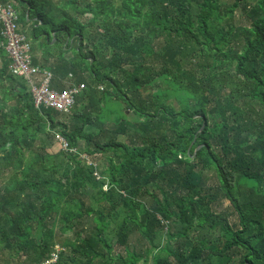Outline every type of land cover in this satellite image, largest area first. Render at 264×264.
Instances as JSON below:
<instances>
[{
    "label": "trees",
    "instance_id": "obj_1",
    "mask_svg": "<svg viewBox=\"0 0 264 264\" xmlns=\"http://www.w3.org/2000/svg\"><path fill=\"white\" fill-rule=\"evenodd\" d=\"M0 3L55 88L85 85L37 107L0 19V264H264V0Z\"/></svg>",
    "mask_w": 264,
    "mask_h": 264
},
{
    "label": "built area",
    "instance_id": "obj_2",
    "mask_svg": "<svg viewBox=\"0 0 264 264\" xmlns=\"http://www.w3.org/2000/svg\"><path fill=\"white\" fill-rule=\"evenodd\" d=\"M0 19L3 23L2 35L5 39L2 45L5 46L10 54L11 72L17 76L27 78L30 82L36 106L70 114L75 108L78 96L85 88V85L80 84L77 86L71 83L70 87L65 89L55 88L54 73L34 63L32 43L24 33L17 29L18 13L13 6L0 3ZM59 138L65 142V148L68 150V143L61 136ZM73 152L77 151L73 150ZM83 158L89 161L87 156ZM93 164L90 162V165ZM57 261L58 258L55 257L48 264Z\"/></svg>",
    "mask_w": 264,
    "mask_h": 264
},
{
    "label": "rangeland",
    "instance_id": "obj_3",
    "mask_svg": "<svg viewBox=\"0 0 264 264\" xmlns=\"http://www.w3.org/2000/svg\"><path fill=\"white\" fill-rule=\"evenodd\" d=\"M241 18L242 17H240L239 16V14H238V17H237V19H236V22H237V24L238 23H240L241 22ZM8 52V51H7ZM40 56H41V54H40ZM74 81V80H73ZM8 107L10 108V106L8 105ZM108 112H109V115L111 116V114H110V112H116V108L113 106V105H111L110 106V110H108ZM128 114H130V112L128 113ZM70 117L71 116H69V117H64V118H62L63 120H65L66 122H70ZM66 118V119H65ZM93 131V130H92ZM96 132H97V130H96ZM128 138H129V136L127 135V136H125L124 138H121L120 136L118 137V140H122V141H127L128 140ZM60 140H62L61 138H60ZM57 141V138L56 139H54L53 140V142H54V144L53 145H51L49 148H48V151L49 152H51V153H58V152H60L61 150H63L62 148V146L58 143V142H56ZM63 141V140H62ZM64 142V141H63ZM65 143V142H64ZM39 144L40 145H42V143H41V141H39V142H36L35 143V145L37 146V147H39ZM65 146V145H64ZM82 147L84 148V147H86V144L83 142V145H82ZM65 150H67L66 148H64ZM37 151V150H36ZM84 156H87L88 158H89V161L88 160H86L85 158H82L85 162H88L89 164H90V162L91 163H96V164H99V167H101V168H108V162H109V159L107 158V155H103V154H99V155H96V156H94V158H90L89 157V155H87V153L86 152H83V157ZM211 175V173H205V177H204V184H205V186L206 187H208V186H212V185H214V184H216V181L213 179V177H209ZM100 176V175H99ZM101 177V176H100ZM100 179V178H99ZM149 198V200H151V198L150 197H148ZM152 201V200H151ZM219 209L220 210H222V211H225V210H229V208H228V205L227 204H223V205H221L220 207H219ZM230 220H231V222L232 223H236L237 222V218L235 217V216H231V218H230ZM172 224H173V227H171V228H173V231L174 232H181V231H183V230H185V228H188L189 227V225H185V224H182V223H180V222H177V221H173L172 222ZM66 237H68V238H74V235L71 233V234H68V235H66ZM63 239V236H60L59 235V237H58V241H60V240H62ZM165 241H166V239L164 238V236H163V234L160 232V233H158L157 235H156V238H155V244L156 245H159V244H162V243H165ZM114 243H115V248H116V253L117 254H121V253H123V251H125V248L124 247H122V246H120V245H118V242H117V239L116 240H114ZM56 250H57V252L59 253V252H61V249L60 248H56ZM52 264V263H51ZM141 264H151V257H149L148 258V263H145V262H143V263H141Z\"/></svg>",
    "mask_w": 264,
    "mask_h": 264
},
{
    "label": "crops",
    "instance_id": "obj_4",
    "mask_svg": "<svg viewBox=\"0 0 264 264\" xmlns=\"http://www.w3.org/2000/svg\"><path fill=\"white\" fill-rule=\"evenodd\" d=\"M5 53H7L6 51H4ZM41 56L42 53L40 52ZM8 56L4 55L1 51H0V68H2V66L4 65L5 61H8ZM54 85H56V83L54 82Z\"/></svg>",
    "mask_w": 264,
    "mask_h": 264
}]
</instances>
